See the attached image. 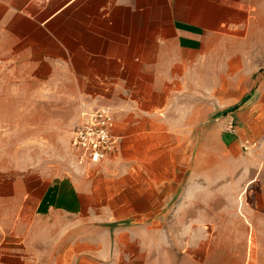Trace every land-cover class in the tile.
Instances as JSON below:
<instances>
[{"label":"rangeland","instance_id":"obj_1","mask_svg":"<svg viewBox=\"0 0 264 264\" xmlns=\"http://www.w3.org/2000/svg\"><path fill=\"white\" fill-rule=\"evenodd\" d=\"M247 29L223 35L220 48L199 58L178 80L182 90L169 92L151 115L125 109L120 154L86 166L76 164L70 147L85 107L67 90L43 87L6 65L0 42V202L14 208L15 195L27 190L21 208L30 218V257L45 264L69 252L76 264H182L186 255L203 264L259 261L260 235L230 233L244 225V206L259 199L261 187L247 189L245 178L231 173L234 144L224 137L231 114L222 115L249 96L237 110L246 111L240 137L264 143V11ZM62 178L83 195L82 212L32 220L35 199ZM247 236L248 259L230 248Z\"/></svg>","mask_w":264,"mask_h":264},{"label":"crops","instance_id":"obj_2","mask_svg":"<svg viewBox=\"0 0 264 264\" xmlns=\"http://www.w3.org/2000/svg\"><path fill=\"white\" fill-rule=\"evenodd\" d=\"M263 11L264 0H0V42L5 64L20 67L27 79L67 90L76 105L85 107L81 110H111L116 141L112 159L122 150L125 109L139 106L151 115L166 105L169 92L182 90L178 80L199 58L219 49L223 35L248 31ZM237 110L228 114L238 135L224 134L234 144L236 168L231 173L245 178L247 189L260 183L261 193L244 206V225L232 226L230 233L260 235L256 264H264V143L251 153L238 147L245 140L238 126H243L246 111ZM26 193L15 195L20 204L14 208L0 202V264L46 262L30 257V218L21 208ZM83 202L74 182L59 179L35 199L32 220L78 215ZM250 244L247 236L243 245L231 242L230 248L243 249L248 259ZM181 263L203 264L187 255ZM54 264H76V258L65 253Z\"/></svg>","mask_w":264,"mask_h":264},{"label":"built area","instance_id":"obj_3","mask_svg":"<svg viewBox=\"0 0 264 264\" xmlns=\"http://www.w3.org/2000/svg\"><path fill=\"white\" fill-rule=\"evenodd\" d=\"M114 119L112 112L107 107L91 110H81L74 125L70 147L78 166L107 161L115 153L116 141L112 134ZM224 131L232 136H237L238 131L233 121L228 120ZM240 147L244 153H250L256 143L242 140Z\"/></svg>","mask_w":264,"mask_h":264},{"label":"trees","instance_id":"obj_4","mask_svg":"<svg viewBox=\"0 0 264 264\" xmlns=\"http://www.w3.org/2000/svg\"><path fill=\"white\" fill-rule=\"evenodd\" d=\"M248 99H249V96H245L244 98L241 99L239 105H236V106H233V107L227 109L226 111H224L222 113V115H226V114H228L230 112H233V111L237 110L239 108V106L244 104Z\"/></svg>","mask_w":264,"mask_h":264}]
</instances>
